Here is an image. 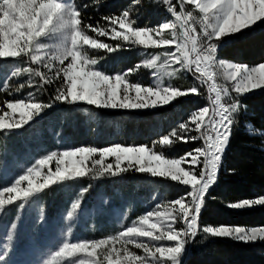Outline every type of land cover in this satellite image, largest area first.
Segmentation results:
<instances>
[{"label":"snow or ice","instance_id":"obj_1","mask_svg":"<svg viewBox=\"0 0 264 264\" xmlns=\"http://www.w3.org/2000/svg\"><path fill=\"white\" fill-rule=\"evenodd\" d=\"M160 2L170 19L165 18L153 27H139L129 18V10L125 9L118 17H103L109 26L106 30L99 22L95 26L84 24L75 0H0V58H24V62L30 65L27 68L14 67L5 77L2 87L6 89L8 80L22 73L29 74L26 84L37 91L56 83L55 95L49 103L39 101L35 93L4 101L8 111L0 114V133L7 134L22 128L56 102H84L103 108H155L187 94L199 95V85L211 82L208 104L193 110L187 121L163 135L158 142L167 146L174 141L203 140L202 147L182 157L166 158L163 153L157 154L153 150L156 142L153 148L120 144L104 148L81 146L45 154L22 174L0 187L2 211L6 205L16 201H21L19 207L22 208L23 201L52 184L82 178L89 173L99 178L135 171L190 186L175 200L156 204L116 234L83 241L64 239L49 253L45 264H181L187 241L199 231L244 242L264 240V227L205 225L199 228L198 220L205 193L216 179L224 146L239 115V100L232 94L264 87V63L246 66L222 61L217 55L218 48L229 35L239 33L257 21H264V0ZM82 7L87 8L88 5ZM86 29L98 36L110 35L113 40H123L145 50L163 51L149 53L135 68L112 76L97 70V61L89 56L88 48L107 49L109 52L115 49L90 36ZM42 38H54L55 43H45ZM3 68L0 65V70ZM140 68L151 70L156 82L147 86L131 82L129 75ZM159 68L171 69L166 71L168 80L185 71L192 73L195 82L189 88L181 89L158 75ZM41 69H47V73ZM32 77H38L39 82H34ZM217 77L225 83H217ZM24 86L21 84L20 88ZM192 132L199 135H191ZM96 155L99 159H94ZM107 158H114V164H106ZM90 160L91 167H88ZM52 164H55V172ZM183 164L196 167L186 170ZM45 168L48 169L47 174L43 172ZM41 177L43 180L39 182L37 178ZM25 182L26 186H23ZM87 191L88 188L81 189L80 196ZM253 205L264 206V196L244 199L230 206L244 209ZM79 206V200L72 202L71 210L67 212L68 219L73 218ZM178 224L184 226L178 228ZM17 228L18 223L14 219L5 242L0 245V264H6ZM140 238H147V242ZM163 242H172V246ZM117 244L120 247H116ZM127 245L142 249L144 254L137 255Z\"/></svg>","mask_w":264,"mask_h":264},{"label":"rangeland","instance_id":"obj_2","mask_svg":"<svg viewBox=\"0 0 264 264\" xmlns=\"http://www.w3.org/2000/svg\"><path fill=\"white\" fill-rule=\"evenodd\" d=\"M89 1L75 0V3L82 11L87 10ZM84 4H87L88 7L83 8L82 5ZM125 9L129 10V18L131 20H134L138 24L143 23L144 27H153L161 20L171 18L165 11V6L160 0H128ZM125 9H122L120 15ZM263 22L257 21L239 33L243 34L253 30ZM108 27L107 23L106 30ZM117 30L122 31L118 27ZM233 35L235 34L223 39L221 44L223 45V42H226ZM92 37L109 44L115 49L109 52L107 49L88 48L89 56L97 61V70L112 76L125 73L128 69L135 68L149 53L163 51V49L145 50L141 46L130 45L123 40H113L110 35L98 36L97 33H94ZM42 39L45 43H55L54 38ZM118 44L121 47L117 48L116 46ZM219 60L236 63L221 58ZM67 62L65 61V64ZM261 63H264V61L246 66H258ZM0 65L4 66L3 70H0V114L3 111H8L4 101L26 97L29 93H35L37 99L44 103H49L52 100L56 91V83L45 85L41 90L37 91L35 87H29L26 84V81L29 79L28 73H22L18 77H12L8 80V87L6 89L2 87L5 77L14 67L27 68L30 66L24 62V58H0ZM31 67H36V65H31ZM41 70L47 73V69ZM166 71L170 72L171 69L165 70L164 68H159L157 69V74L164 76L166 82H170L181 89H187L195 82L191 72L180 71L175 77L168 80ZM32 79L34 82H39L38 77H32ZM128 79L131 82H139L145 86L156 82L152 71L146 68H140L138 71L130 74ZM210 83L209 81L208 84H204L206 88L203 87L204 85H199V95L187 94L175 99L168 105L155 108L122 109L96 107L84 102L76 104L53 103L51 107L46 108L39 116H35L33 120L22 128L12 130L7 134L0 133V187H3L9 181L22 174L37 159L51 152H62L81 146H93L97 148H104L115 144L141 146L132 143L133 139L130 137L136 134L127 136V129L120 128L115 120L113 121L99 112H105L107 115L119 114L121 116L118 118L122 121L127 120V114L137 115L133 117L135 120L136 118L141 119L143 117L141 115H148L166 107L168 108L170 105H175L180 100L187 102L190 108L185 113L180 114L176 118V121L180 123L185 122L193 110L208 104L210 96L208 86ZM217 83H225V81L217 77ZM21 84L25 86L20 88ZM48 89H50L52 94L45 97L44 92ZM262 89L264 87L250 88L244 93H233L232 95L239 98L242 95ZM131 95L134 97L135 93L132 92ZM16 118H19L18 113L16 114ZM182 118L185 119L183 120ZM143 120V122H146L151 119ZM130 122L128 121L126 124ZM178 125L168 129L166 134H169ZM191 135L199 134L192 132ZM128 138L131 139V143L125 144ZM161 139L149 141L151 144L149 147L153 148L154 142H156L153 150L157 154L163 153L166 158H178L165 155V152L171 149V147L176 148V154L184 151L180 155L182 157L185 153L192 151H186L188 150L187 146L189 144H195L196 149L202 147L204 143L203 140L197 139L187 143L174 141L172 144L164 146L158 143ZM170 139L172 138L170 137ZM94 159H99V156L96 155ZM87 163L88 167H91V160ZM105 163L114 164V158H107ZM182 166L186 170L189 167L193 169L196 167L189 164H183ZM61 167L63 168L64 166L62 165ZM51 168L55 172V164H52ZM43 172L47 174L48 169H43ZM37 179L39 182H42L43 177ZM23 186H26V182ZM84 188H88V191L83 196H80V191ZM189 188L190 186L180 185L178 182L171 181L170 179L152 177L149 174H141L135 171H128L115 177L105 175L99 178L89 173V175L82 178L52 184L28 200L23 201L24 206L22 208L19 207L21 201H16L12 205H6L0 211V245L5 242V236L10 223L14 219L18 223L16 237L9 250V255L6 257V264H45L49 253L56 249L64 239L83 241L99 239L109 234H116L131 225L133 221L138 220L140 215L152 210L156 204L175 200ZM6 197L7 194H5ZM76 200L80 201V206L75 210L73 218L68 219L67 212L71 210V204ZM252 207L244 209H250ZM183 226V224L177 225L178 228ZM69 228L71 229L70 232L68 231ZM198 233L200 234V231ZM208 235L216 237L211 234H207L206 236ZM206 236H202L201 238L208 239ZM195 237L187 241L186 250L180 258L181 264H187V259L192 254ZM223 238L243 244H250L255 254L264 256V240L258 239L256 241L244 242L231 237ZM140 239L147 242V238ZM163 243L167 246H172V242ZM116 247H120V245L117 244ZM127 247L137 255L144 254L142 249H137L134 245H127Z\"/></svg>","mask_w":264,"mask_h":264},{"label":"trees","instance_id":"obj_3","mask_svg":"<svg viewBox=\"0 0 264 264\" xmlns=\"http://www.w3.org/2000/svg\"><path fill=\"white\" fill-rule=\"evenodd\" d=\"M127 1L90 0L87 10L81 11L83 23L95 26L99 22L106 29L107 21L103 17L120 16ZM135 24L144 27L143 23ZM86 31L90 36L94 35V32L87 29ZM217 55L218 58L245 65L263 62L264 22L253 30L230 36L223 45L221 44ZM203 87L206 88L205 85ZM50 94V89L44 92L45 97ZM237 99L240 106L239 115L223 150L215 183L205 194L198 217L199 228L205 225L264 227V206L253 205L250 209H235L230 206L244 199H258L264 196V89ZM188 105L187 102L178 100L168 108L141 115V119L134 120L133 117L137 115L127 114V120L123 121L118 118L121 116L119 114L107 115L105 112L94 110L115 120L120 128L127 129V136L136 134L130 137L133 144L149 146V141L162 138L168 129L180 123L176 118L190 108ZM143 119L151 120L143 122ZM124 121L131 122L126 124ZM130 138L125 144L131 143ZM187 147L186 151L193 150L195 144H189ZM183 153L184 151L176 154V148L171 147L165 155L180 157ZM206 235L200 231L195 237L187 264H264V256L255 254L252 245ZM202 236L208 239L201 238Z\"/></svg>","mask_w":264,"mask_h":264},{"label":"water","instance_id":"obj_4","mask_svg":"<svg viewBox=\"0 0 264 264\" xmlns=\"http://www.w3.org/2000/svg\"><path fill=\"white\" fill-rule=\"evenodd\" d=\"M223 154V153H222ZM222 157V156H221ZM217 175H218V171H217ZM217 175H216V178H217ZM216 180V179H215ZM214 183H215V181H214ZM214 183L210 186V187H212L213 185H214Z\"/></svg>","mask_w":264,"mask_h":264}]
</instances>
